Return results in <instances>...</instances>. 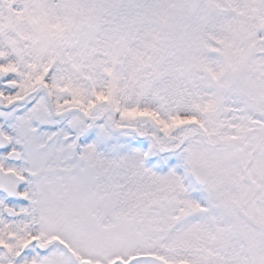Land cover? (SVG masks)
<instances>
[{"label":"snow or ice","instance_id":"1","mask_svg":"<svg viewBox=\"0 0 264 264\" xmlns=\"http://www.w3.org/2000/svg\"><path fill=\"white\" fill-rule=\"evenodd\" d=\"M0 264H264V0H0Z\"/></svg>","mask_w":264,"mask_h":264}]
</instances>
